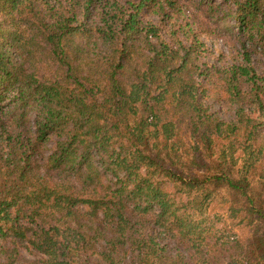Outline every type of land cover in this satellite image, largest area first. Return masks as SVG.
I'll return each mask as SVG.
<instances>
[{"label":"trees","instance_id":"16d2710c","mask_svg":"<svg viewBox=\"0 0 264 264\" xmlns=\"http://www.w3.org/2000/svg\"><path fill=\"white\" fill-rule=\"evenodd\" d=\"M212 1L217 63L181 0H0V264H264V0Z\"/></svg>","mask_w":264,"mask_h":264},{"label":"rangeland","instance_id":"374dc122","mask_svg":"<svg viewBox=\"0 0 264 264\" xmlns=\"http://www.w3.org/2000/svg\"><path fill=\"white\" fill-rule=\"evenodd\" d=\"M122 1L125 2L127 0ZM204 1H206L208 5H211V3L214 4L212 0H181V2L186 4L184 11H186V9L187 11H190L192 13V17H187L186 13L181 12L180 14H177L180 17L177 23L180 24L183 19L190 21V23L193 22V20H196V23L191 25L197 28L200 38H202L207 43L210 49V54L208 55L209 57L207 60L217 63L221 55L227 54L228 48L233 46L230 42L231 40L229 41L232 28L226 21L219 23L217 21L215 22L214 17H212V14L209 12V8L205 9V6H203L204 4H199V2L203 3ZM216 1L219 2L220 0ZM152 18L157 20L156 17ZM201 20H205L209 27H205L203 23H199ZM164 36L167 37L168 35L164 34ZM208 100L213 104L214 108L220 110L221 115L226 118L228 117L229 111L226 108L223 109L219 103H216L213 96H211V98ZM212 210L213 216L216 212L220 211L219 205L215 203L212 207Z\"/></svg>","mask_w":264,"mask_h":264}]
</instances>
